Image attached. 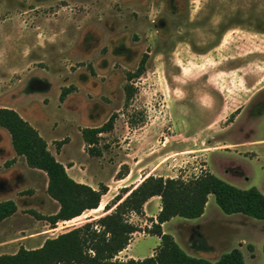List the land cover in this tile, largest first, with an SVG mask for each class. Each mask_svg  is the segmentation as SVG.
Instances as JSON below:
<instances>
[{
    "label": "rangeland",
    "instance_id": "1",
    "mask_svg": "<svg viewBox=\"0 0 264 264\" xmlns=\"http://www.w3.org/2000/svg\"><path fill=\"white\" fill-rule=\"evenodd\" d=\"M0 107L36 127L75 180L108 186L98 208L71 221L39 218L33 210L49 215L60 203L0 127V201L18 204L0 221V255L101 217L122 188L150 175L211 171L264 193V0H0ZM112 116L91 151L83 129ZM155 200L149 215L131 214L141 230L119 259L159 246L145 231L159 213ZM207 206L203 219H188L198 227L176 216L166 232L193 256L216 262L240 248L246 264H264V219L227 214L214 195Z\"/></svg>",
    "mask_w": 264,
    "mask_h": 264
},
{
    "label": "trees",
    "instance_id": "2",
    "mask_svg": "<svg viewBox=\"0 0 264 264\" xmlns=\"http://www.w3.org/2000/svg\"><path fill=\"white\" fill-rule=\"evenodd\" d=\"M143 59L135 72L128 77L141 74ZM70 88H64V97ZM127 101L134 94L132 84L126 85ZM112 116L100 127H86L83 137L91 151L95 150L99 135L113 128ZM0 127L8 130L17 155L25 157L31 168L42 170L48 176V194L60 203L58 211L42 215L32 211L50 224L71 221L85 211L100 206L108 186L100 188L79 182L69 175L67 167L49 150L48 142L38 129L17 110L0 107ZM120 178H123L120 177ZM113 198L115 208L105 206L106 213L55 237L47 238L40 247H20L15 253L0 255V264H246L240 248L224 253L212 262L205 257L189 254L175 239L163 230V224L173 217L198 218L205 212L209 196L214 195L219 207L227 214L242 213L256 219H264V193L257 187L241 188L218 177L211 171L191 179L150 175L136 188L126 190ZM125 191L124 194H121ZM154 196L161 197V210L156 218L151 217L152 226L145 231L160 238L155 253L143 259L121 260L117 256L131 243L133 234L141 229L131 221V214L145 215V204ZM18 210L13 199L0 201V221ZM252 248V246H250ZM264 251V246H263Z\"/></svg>",
    "mask_w": 264,
    "mask_h": 264
},
{
    "label": "crops",
    "instance_id": "3",
    "mask_svg": "<svg viewBox=\"0 0 264 264\" xmlns=\"http://www.w3.org/2000/svg\"><path fill=\"white\" fill-rule=\"evenodd\" d=\"M16 163L14 164V166L16 167ZM29 167V166H28ZM32 169H34V170H37V169H35V168H32ZM2 183L3 184H5V181H2ZM4 188V187H3ZM2 188V189H3ZM1 189V188H0ZM154 199H156L155 201L158 203L159 202V204H160V207H159V211L161 210V207H162V204H161V197L160 196H154V197H152L151 199H149L148 201H147V203L145 204V211H146V213L149 215V212H148V209H147V206H148V204H150L152 201H154ZM209 200H210V196H209ZM2 201H4V200H2ZM209 202V201H208ZM207 207L208 206H206V209H205V212L203 213V215L202 216H200V217H198V218H194V219H203L204 217H205V215H206V210H207ZM156 216L157 215H155V218H156ZM149 217H154V216H149ZM175 217H173L171 220H173ZM184 218V217H183ZM5 220V219H4ZM171 220H169V221H167V222H165L164 224H163V230L166 232V225H167V223H169ZM181 224H185V226H187V227H189V228H192V227H198V225H194V224H190V222H189V220H188V218H184V220L181 222ZM160 239V238H159ZM241 245H244V243H243V241L241 242ZM184 246V245H183ZM131 247H132V242L128 245V247L126 248V249H124L123 251H128V249L130 250L131 249ZM186 247V246H185ZM190 247H186V249H189ZM122 251V252H123ZM155 253V250H154V252H152V253H150L148 256H151V255H153ZM130 256H133V258H135V259H143V258H145V257H148V256H143V257H138V256H135V255H130Z\"/></svg>",
    "mask_w": 264,
    "mask_h": 264
}]
</instances>
